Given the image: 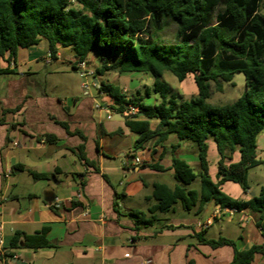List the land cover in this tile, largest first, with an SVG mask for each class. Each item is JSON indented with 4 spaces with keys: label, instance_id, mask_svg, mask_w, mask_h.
Here are the masks:
<instances>
[{
    "label": "crops",
    "instance_id": "crops-1",
    "mask_svg": "<svg viewBox=\"0 0 264 264\" xmlns=\"http://www.w3.org/2000/svg\"><path fill=\"white\" fill-rule=\"evenodd\" d=\"M57 48L53 58L49 42L41 39L38 45L20 48L14 59L9 53L0 56V225L5 248L0 264H231L233 247L214 248L195 236L232 240L239 251L264 243L256 214L222 209L213 202L192 212L177 205L153 226L136 228L128 213L148 212L156 204L151 199L153 186L175 183L174 155L199 171L197 147L171 135L164 144L152 141L136 151L138 134L127 127V116L115 110L113 99L99 91L103 76L89 71L92 58L99 63L97 54L88 56L82 71L72 47ZM64 65L83 79L94 77L97 93L87 82L70 87L63 78L54 80L64 76ZM145 102L157 103L159 98L153 95ZM150 124L155 129L159 121ZM47 135L57 140L47 141ZM14 141L18 146L12 145ZM207 144L209 175L218 182L221 157L213 138ZM81 145L94 166L78 157ZM173 146H178L176 151ZM226 156L227 165L241 159L238 147L233 153L227 150ZM151 165H160L165 172ZM30 172L50 178L34 180ZM194 184L199 189V182ZM221 189L245 201L261 190L250 186L245 193L233 182ZM43 228H48L47 239L55 247L11 248L16 233L34 235ZM250 264H264V254H256Z\"/></svg>",
    "mask_w": 264,
    "mask_h": 264
},
{
    "label": "trees",
    "instance_id": "trees-1",
    "mask_svg": "<svg viewBox=\"0 0 264 264\" xmlns=\"http://www.w3.org/2000/svg\"><path fill=\"white\" fill-rule=\"evenodd\" d=\"M171 25L176 27V36L169 40L163 33ZM41 39L49 42L53 58L57 45L72 47L80 62L97 54V76L115 72L153 78L152 88H146L144 95L138 90L133 97H127L117 85H99V91L113 99L118 113L124 114L128 106L139 110L135 117L126 118L127 127L139 136L136 151L152 141L157 146L164 144L171 135L196 145L199 171L174 155L173 177L179 184L153 186L151 199L156 204L146 213H128L136 228L153 226L160 215L173 212L177 205L192 212L213 202L222 209L256 214L264 238V188L248 201L221 189L224 183L233 182L247 193L250 170L264 166L257 158V140L264 131V0H0V56L9 53L14 59L20 48L38 45ZM166 73L179 82L193 75L198 94L182 100L164 80ZM236 74L244 75L245 92L231 104H211L212 84L221 90L223 84L233 83ZM153 95L159 102L147 104L145 100ZM153 120L159 121L155 129L150 124ZM46 138L57 140L51 135ZM209 138L214 139L221 157L218 182L209 175ZM237 147L240 161L227 165L226 151L233 153ZM177 148L173 146V150ZM76 151L83 162L93 165L83 145ZM150 168L165 172L160 165ZM30 174L34 180L50 178ZM197 181L199 189L195 190L191 186ZM47 233L48 228L34 235L18 232L10 246L55 247ZM195 237L214 248L233 247L231 264H250L256 254H264V243L239 251L232 240H206L202 234Z\"/></svg>",
    "mask_w": 264,
    "mask_h": 264
},
{
    "label": "rangeland",
    "instance_id": "rangeland-1",
    "mask_svg": "<svg viewBox=\"0 0 264 264\" xmlns=\"http://www.w3.org/2000/svg\"><path fill=\"white\" fill-rule=\"evenodd\" d=\"M164 36L172 40L176 36V27L174 25L165 28ZM89 71L95 73V67H99L100 63L92 58L88 62ZM65 74L64 76H57L54 80H61L62 78L67 81V84L74 87L79 82H87L91 91L97 93L93 84L95 79L92 76L86 79L78 76L70 66L64 65ZM97 76V75H96ZM98 78V77H96ZM101 81L110 83L121 87L128 97L137 95V91H141L144 95L146 88L153 87V78L145 74H120L115 72H109L105 76L101 77ZM164 80L171 86L173 91L179 95L182 100L189 101L198 94V90L194 81V76L190 75L183 82H179L176 77L170 73L164 75ZM79 86V85H78ZM78 88V87H77ZM82 92V91H81ZM245 92V78L243 74H236L232 84H223L222 89L219 90L215 84H212V95L209 102L213 105H224L235 102ZM82 96V95H81ZM150 102L151 99H146ZM257 155L260 159L264 160V131L258 138V149ZM210 163L214 164V156L210 155ZM249 185L255 190L264 188V166H259L251 170L249 174ZM191 188L198 189V186L194 184Z\"/></svg>",
    "mask_w": 264,
    "mask_h": 264
},
{
    "label": "built area",
    "instance_id": "built-area-1",
    "mask_svg": "<svg viewBox=\"0 0 264 264\" xmlns=\"http://www.w3.org/2000/svg\"><path fill=\"white\" fill-rule=\"evenodd\" d=\"M78 68L82 71H85V63H79L78 64ZM86 74V72H82L81 75L84 76ZM138 112V109L137 108H134L133 106H128L127 109L124 111V114L125 116L129 117V116H133L135 115L136 113ZM12 145L14 147L18 146V142L14 141L12 142ZM135 163L139 164L140 163V160L139 159H135L134 160ZM125 163L128 165L130 164V160L127 159L125 161ZM59 203V201H56V204ZM2 234H3V227L2 225H0V257H3L5 256V248L3 247V237H2ZM143 264H151L150 261H147V262H144Z\"/></svg>",
    "mask_w": 264,
    "mask_h": 264
},
{
    "label": "water",
    "instance_id": "water-1",
    "mask_svg": "<svg viewBox=\"0 0 264 264\" xmlns=\"http://www.w3.org/2000/svg\"><path fill=\"white\" fill-rule=\"evenodd\" d=\"M173 181H174L175 183L179 184V182L177 181V179L174 178ZM17 264H25V263H22L21 261H17Z\"/></svg>",
    "mask_w": 264,
    "mask_h": 264
}]
</instances>
